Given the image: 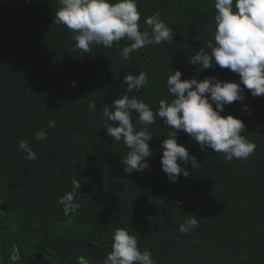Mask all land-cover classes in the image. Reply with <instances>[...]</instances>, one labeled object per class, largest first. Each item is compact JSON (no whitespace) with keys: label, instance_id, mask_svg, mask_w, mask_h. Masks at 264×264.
Listing matches in <instances>:
<instances>
[{"label":"trees","instance_id":"1","mask_svg":"<svg viewBox=\"0 0 264 264\" xmlns=\"http://www.w3.org/2000/svg\"><path fill=\"white\" fill-rule=\"evenodd\" d=\"M137 6L142 31L151 34L145 20L158 13L173 39L128 59L120 55L126 39L88 53L75 49L71 30L55 23L59 0H13L0 9V264H104L118 228L135 235L156 264H264V96L245 88V99L221 113L245 122L243 135L256 145L249 159L225 161L180 130L178 143L200 165L178 161L190 174L170 182L161 144L172 129L157 117L148 126L149 167L125 172L129 149L107 135L102 115L105 107L114 110L115 99L135 96L155 111L161 99L173 98L167 79L175 70L182 80L239 82L229 69L189 63L215 43V0H137ZM140 72L148 74L147 86L128 92L123 77ZM93 102L97 111L89 110ZM41 130L47 140H36ZM22 140L38 159H25ZM73 178L82 185L80 208L65 217L58 200L72 190ZM191 216L199 228L181 233Z\"/></svg>","mask_w":264,"mask_h":264},{"label":"clouds","instance_id":"2","mask_svg":"<svg viewBox=\"0 0 264 264\" xmlns=\"http://www.w3.org/2000/svg\"><path fill=\"white\" fill-rule=\"evenodd\" d=\"M59 4L61 7L55 13V23L71 30L75 49L84 53L91 52L92 46L110 48L126 39L130 43L123 47L120 55L122 59H128L130 54L148 45H159L173 39L172 30L158 13L145 20L151 34L141 30L137 0H59ZM215 9V43L208 42L211 52L201 49L189 63L202 70L214 64L229 69L239 74V82L222 81L216 77L182 80V72L175 70L167 79L168 92L173 98L170 102L161 99L155 111L135 96L124 94L115 99L112 104L114 110L105 107L102 115L107 135L114 138L115 143L123 141L129 149L126 157L122 158L125 172L143 171L149 167L147 158L153 154L149 142L154 137L148 126L154 124L157 117L172 129L161 144L162 169L170 182H178L181 174L185 178L190 174L178 161L185 165L191 162L192 169L200 165L197 158L178 143L177 132L180 130L195 140L202 151L210 148L223 155L225 161L239 159L243 162L254 154L256 145L243 135L245 122L231 114L223 116L221 113L226 105L245 99V88L251 90L253 97L264 96V0H215ZM148 80L146 72L138 75L128 73L123 77L128 92L144 89ZM71 87H77V83L74 81ZM89 110L97 111L94 102L89 104ZM133 112L138 115L135 125ZM136 125L143 127L137 129ZM48 128H55V121H50ZM35 138L47 140L48 133L38 131ZM19 149L27 153L25 159H38L27 141H20ZM81 186L73 178L72 190L59 198L65 217L79 210L80 204L75 198ZM199 226L198 217L191 216L180 225L179 231L187 235ZM111 248L104 264H156L152 253L141 251L137 237L126 229H116Z\"/></svg>","mask_w":264,"mask_h":264},{"label":"water","instance_id":"3","mask_svg":"<svg viewBox=\"0 0 264 264\" xmlns=\"http://www.w3.org/2000/svg\"><path fill=\"white\" fill-rule=\"evenodd\" d=\"M12 1L13 0H0V9H2L5 6H7Z\"/></svg>","mask_w":264,"mask_h":264},{"label":"rangeland","instance_id":"4","mask_svg":"<svg viewBox=\"0 0 264 264\" xmlns=\"http://www.w3.org/2000/svg\"><path fill=\"white\" fill-rule=\"evenodd\" d=\"M76 231H82L83 230V227H80V226H75L74 228Z\"/></svg>","mask_w":264,"mask_h":264}]
</instances>
